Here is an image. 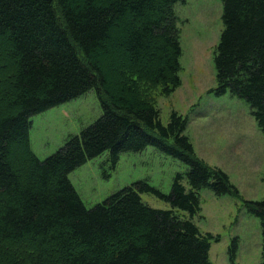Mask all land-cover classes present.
<instances>
[{"label":"trees","instance_id":"1","mask_svg":"<svg viewBox=\"0 0 264 264\" xmlns=\"http://www.w3.org/2000/svg\"><path fill=\"white\" fill-rule=\"evenodd\" d=\"M178 1L0 0V264H212L219 237L193 222L199 191L238 189L196 156L185 117L172 110L161 122L151 95L181 83ZM221 2L212 91L245 101L264 138V0ZM100 59L118 80L106 77ZM91 89L100 116L39 159L30 117ZM147 146L187 165L168 193L137 180L85 206L71 171L105 152L115 168L120 153ZM143 192L170 208L148 205ZM244 204L260 221L264 264V199ZM237 248L234 238L228 264H236Z\"/></svg>","mask_w":264,"mask_h":264},{"label":"rangeland","instance_id":"2","mask_svg":"<svg viewBox=\"0 0 264 264\" xmlns=\"http://www.w3.org/2000/svg\"><path fill=\"white\" fill-rule=\"evenodd\" d=\"M180 86L170 94L161 87L151 90L159 117L166 124L175 110L187 119L184 134L189 137L196 156L211 167L222 169L238 189L237 196H216L208 188L199 191L200 212L193 222L203 233L219 237L211 242L212 264H228L232 239L238 243L236 264H259L261 228L257 217L248 212L245 200L264 199V138L251 115L249 105L229 92L217 96L213 56L222 24L221 0H179ZM80 57L82 55L80 54ZM99 65L109 79L118 80L114 65L100 59ZM110 80V79H109ZM102 110L94 89L63 104L30 117V146L44 159L66 138L100 116ZM107 152L88 160L68 175L86 207L103 201L111 193L137 180H145L163 193L170 191L176 172L187 165L147 146L139 152H122L112 168ZM142 201L155 208H170L152 193H140Z\"/></svg>","mask_w":264,"mask_h":264}]
</instances>
